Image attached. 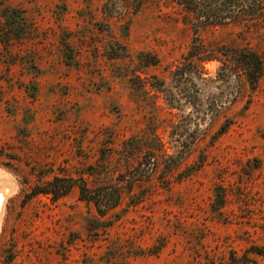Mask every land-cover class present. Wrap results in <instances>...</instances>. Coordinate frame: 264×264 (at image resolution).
<instances>
[{
  "label": "rangeland",
  "instance_id": "rangeland-1",
  "mask_svg": "<svg viewBox=\"0 0 264 264\" xmlns=\"http://www.w3.org/2000/svg\"><path fill=\"white\" fill-rule=\"evenodd\" d=\"M129 4L0 0V180L14 183L0 264H264L251 252L264 249V0L196 34L174 0H145L136 13ZM3 6L22 11L21 37L1 36ZM193 39L213 57L177 75ZM243 50L259 74L249 76L252 61L239 67ZM147 144L160 148L156 168L118 181L106 228L77 187L32 194L53 174L114 183Z\"/></svg>",
  "mask_w": 264,
  "mask_h": 264
},
{
  "label": "trees",
  "instance_id": "trees-1",
  "mask_svg": "<svg viewBox=\"0 0 264 264\" xmlns=\"http://www.w3.org/2000/svg\"><path fill=\"white\" fill-rule=\"evenodd\" d=\"M129 7L132 9V12L136 13L143 1L145 0H129ZM184 11L187 16L184 19L187 24L193 30V33L196 34V30L204 24H220L224 23L227 20L232 19L236 14L254 13L260 6V0H174ZM103 14H108L107 3H103L101 6ZM1 15L4 19L5 30L1 32V36L8 35L10 38L15 37L19 38L25 32L26 29V20L22 11L18 8H13L9 6H3L1 10ZM193 39L189 48L185 52L183 59L187 60L188 65L184 66V62L180 61V65H176L174 73L177 75L183 74L184 72L192 71L193 67L196 70V66L205 60L211 59L213 56L208 55L207 52L202 51V45L195 43ZM119 45L118 41H113L107 50V56L110 59L118 58L119 52L116 48ZM222 53V52H221ZM140 56V57H138ZM236 61L238 65L243 66L244 69L247 68V65L252 61L255 69L252 73H248L249 76H252L253 73H260L261 64L258 56L255 53L247 54V52L238 51L236 52ZM137 57L143 61L146 65H154L158 62V58L154 54L149 52L139 51L137 52ZM194 71V70H193ZM135 138L129 137L124 141V146L133 142ZM124 150V149H123ZM144 154L140 160L137 161V165L127 174L119 173L115 178L116 182L114 183H94L90 184L87 178L84 175L78 177H72L65 174L58 175L53 174L50 179L46 180L42 184H36L32 188V194H46L49 195L52 200L57 199L60 196L67 194L73 187H77L78 198L84 201L88 206L92 205L95 209L99 219H96L102 227L106 228L110 225L111 220L102 218L105 214L117 207L123 198V192L121 187L118 185V181L122 183L123 177H129L128 183L131 185L132 180L134 179H143L146 175H150L153 170H155L157 165V156L156 150H160L157 146H149L147 144L144 149ZM141 151V149H138ZM127 152V151H125ZM124 152V154H125ZM91 167L86 168L83 172L87 176L95 177L97 173L90 171ZM130 189V186H128ZM98 218V217H97ZM101 226H96L97 228ZM251 252L261 256L264 260V249L261 247L254 246L251 248ZM232 260H234L233 254L231 255ZM248 264L240 263L233 261V264Z\"/></svg>",
  "mask_w": 264,
  "mask_h": 264
},
{
  "label": "bare ground",
  "instance_id": "bare-ground-1",
  "mask_svg": "<svg viewBox=\"0 0 264 264\" xmlns=\"http://www.w3.org/2000/svg\"><path fill=\"white\" fill-rule=\"evenodd\" d=\"M14 189V183L10 179L0 180V216L3 210L6 196Z\"/></svg>",
  "mask_w": 264,
  "mask_h": 264
},
{
  "label": "crops",
  "instance_id": "crops-1",
  "mask_svg": "<svg viewBox=\"0 0 264 264\" xmlns=\"http://www.w3.org/2000/svg\"><path fill=\"white\" fill-rule=\"evenodd\" d=\"M3 172V171H2ZM6 177V175L5 174H2L1 172H0V179H4Z\"/></svg>",
  "mask_w": 264,
  "mask_h": 264
}]
</instances>
